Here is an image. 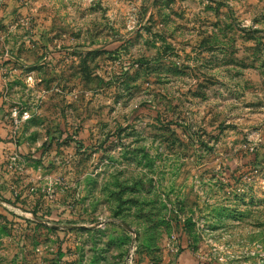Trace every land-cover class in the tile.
<instances>
[{"label": "rangeland", "instance_id": "1", "mask_svg": "<svg viewBox=\"0 0 264 264\" xmlns=\"http://www.w3.org/2000/svg\"><path fill=\"white\" fill-rule=\"evenodd\" d=\"M0 264H264V0H0Z\"/></svg>", "mask_w": 264, "mask_h": 264}, {"label": "built area", "instance_id": "2", "mask_svg": "<svg viewBox=\"0 0 264 264\" xmlns=\"http://www.w3.org/2000/svg\"><path fill=\"white\" fill-rule=\"evenodd\" d=\"M29 116H28V114L27 113H25V115H24V118L26 119V118H28Z\"/></svg>", "mask_w": 264, "mask_h": 264}]
</instances>
